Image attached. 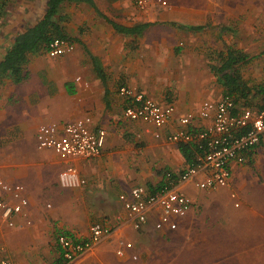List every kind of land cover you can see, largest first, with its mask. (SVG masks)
<instances>
[{
    "label": "crops",
    "instance_id": "obj_1",
    "mask_svg": "<svg viewBox=\"0 0 264 264\" xmlns=\"http://www.w3.org/2000/svg\"><path fill=\"white\" fill-rule=\"evenodd\" d=\"M93 1L95 8L72 2L64 3L60 9L63 28L73 39L72 52L56 57L49 56L46 50L32 53L24 80L14 83L5 78L0 83V175L10 183L23 186L29 200L26 217L31 220L24 229L0 227L1 239L6 235L10 241L9 235L16 231V244L20 240L32 245L20 249L21 252L12 249V254L0 255L14 264H31V261H35L33 264H132L129 257L132 251L138 254V264H160L164 259L162 249L184 234L187 223L193 219L190 212L176 219L175 230L157 231L151 214L142 228L134 229L118 197L141 182L157 186L166 174L173 175L189 165L179 144L168 142L165 136L178 127V117L187 112L195 115L191 128L207 124V120L197 115L202 102H215L224 96L223 85L209 63L225 46L231 47L226 41L238 33L233 32L231 20L235 23L241 18L233 12H243L244 7L237 0H164L166 5L153 1L145 11H139L130 0H116L111 7L118 10L119 18L107 14L109 10L98 0ZM45 3L46 0H0V59L15 37L40 18ZM70 5L79 7L82 16L74 26L68 25V20L73 19L67 13ZM109 20L128 27L137 23L149 25L140 35H126L116 32ZM240 36L245 41V35ZM213 43L217 46L208 50ZM242 52L248 60L252 58ZM91 56L97 58L104 82L96 73ZM193 57L206 61L207 66L199 68L192 64ZM154 76L163 78L162 87H155ZM242 79L250 87L264 89L262 85L250 84L243 76ZM118 85L137 86L155 102L173 104L175 112L167 128L158 129L150 123L125 118L123 109L127 101L118 94ZM253 93L254 90L248 104L241 100L237 105L260 107L264 92ZM86 116L91 118L93 128L106 131L98 157L65 158L51 149L37 148L39 125L61 124ZM263 150L261 147L258 153L255 151L252 159ZM26 156L30 160H25ZM54 158L61 164L55 165ZM66 164L75 165L87 184L80 189H64L68 192L63 191L61 198L54 197V204L61 202L65 211L64 217L59 218L55 211L36 204L53 198L52 185L59 187L57 174ZM239 166L232 164V171ZM134 167H138L139 177L132 173ZM186 186L192 185L186 184L183 190ZM96 222L113 228L102 241L104 244H97L77 259L64 263L55 235L62 232L72 238H87L90 225ZM17 231L23 233L18 235ZM48 231H54L48 239L52 258L42 261L34 255L39 247L33 246L37 240L45 243L41 238ZM125 240L132 241L134 249H126L123 256L116 255L115 249ZM15 252L21 254L15 256Z\"/></svg>",
    "mask_w": 264,
    "mask_h": 264
},
{
    "label": "built area",
    "instance_id": "obj_2",
    "mask_svg": "<svg viewBox=\"0 0 264 264\" xmlns=\"http://www.w3.org/2000/svg\"><path fill=\"white\" fill-rule=\"evenodd\" d=\"M130 1L139 11H145L153 1L166 5L164 0ZM73 50V42L55 38L49 43L46 52L56 57ZM79 79L76 77V80ZM118 94L127 101L123 109L125 118L150 123L158 129L167 128L171 122L175 112L173 104H159L136 86L121 85ZM197 115L207 120V124L191 128L195 115L187 112L178 117V127L165 136L168 142L194 147L192 162L173 175L166 174L165 180L153 186V190L145 184H137L119 195L126 219L134 229L142 228L154 214L155 230H175L176 219L185 216L194 204V199L183 190L186 184L207 192L226 187L232 179V164L248 162L255 151L264 147V104L257 108L241 107L231 96L224 95L215 102L203 101ZM91 122V118L86 116L61 124L43 123L36 130L37 148L51 149L65 158L98 157L106 140V131L93 128ZM57 183L63 189H80L86 186L87 180L75 165L66 164L57 174ZM231 196L234 197V194ZM28 206L29 200L24 195L23 186L10 183L0 175V227H28L31 224L25 212ZM36 206L50 208L51 204L38 202ZM112 231V227L96 222L90 225L87 238H72L62 232L57 233L55 241L60 259L64 263L77 259L102 242ZM126 249L133 250V242L123 241L115 253L123 256ZM129 257L132 264H138L137 253L132 251ZM0 264L14 263L10 259L0 258Z\"/></svg>",
    "mask_w": 264,
    "mask_h": 264
},
{
    "label": "rangeland",
    "instance_id": "obj_3",
    "mask_svg": "<svg viewBox=\"0 0 264 264\" xmlns=\"http://www.w3.org/2000/svg\"><path fill=\"white\" fill-rule=\"evenodd\" d=\"M98 1L102 6L107 7L109 10L107 14L119 15L121 18L118 10L114 11L111 7L116 0ZM237 2L244 7L243 12H233V15L237 14L241 18L236 19L235 23L231 20L233 32L238 33L230 35L226 42L229 46L238 48L252 57L246 64L240 66L244 79L250 84L264 86V0H237ZM68 7L67 13L70 12L73 16V19L68 18V25L74 26L75 21L80 20L82 16L78 11L79 7L74 5ZM240 35H245V41ZM252 35L255 38H249ZM216 46L213 43L212 46H208V50L209 47L213 49ZM192 64L199 68L207 66L206 61L194 57ZM162 79L161 76L153 77V80H156L155 87L164 85ZM261 99L264 97L262 96ZM134 148L131 147V150ZM29 158L26 156L25 160H30ZM54 161L55 165L61 164L56 158ZM132 173L135 177L141 175L138 167H134ZM56 185H52L50 196L53 198L45 199L44 204L50 203L51 207L47 209L55 211L61 218V216L64 217L63 212L65 211H63L61 202L57 201L54 204V197L61 198L62 192L66 193L68 190ZM184 192L194 199L192 209L188 212L193 213V219L187 223L184 234L175 239L171 246H165L162 249L161 255L164 259L160 264H264V150L255 155L252 161L241 164L232 173L228 186L210 192L194 186H186ZM232 193L234 197L231 196ZM17 232L18 235L23 233ZM15 233L16 231L9 235L10 241L6 240V235L3 239L0 238L1 256L12 254V249L21 252L20 249L32 246L27 241L23 243L20 240L16 244ZM52 235L54 231H48L41 238L45 239V243L42 244L38 240L34 243L33 248L39 247V251L34 255H38L37 258H41L42 261L52 258L49 254L51 253L49 249L51 240L48 241ZM10 243L14 245L12 248L9 247ZM16 253L18 252H15V256L21 254ZM34 262L31 261V264Z\"/></svg>",
    "mask_w": 264,
    "mask_h": 264
},
{
    "label": "trees",
    "instance_id": "obj_4",
    "mask_svg": "<svg viewBox=\"0 0 264 264\" xmlns=\"http://www.w3.org/2000/svg\"><path fill=\"white\" fill-rule=\"evenodd\" d=\"M87 3L95 8L93 0H46L44 11L40 18L24 31L19 33L9 50L0 59V83L5 78L11 79L14 83H19L27 77V64L29 55L38 51H45L49 43L55 38H61L73 42L70 35L63 28L64 16L61 14V7L64 3ZM108 20V19H107ZM113 29L121 34L140 35L148 23H137L131 27L110 21ZM191 30H198V27H189ZM95 71L104 82L105 76L98 64L97 58L91 56ZM248 61V56L242 51L225 46L224 50L218 53L215 59L211 60L209 67L217 80L223 85L224 95L231 96L234 101L243 100L248 104L252 90L253 95L264 92L263 87L248 86L242 79L240 66ZM264 104V103H263ZM179 149L185 156L189 164L192 162L195 148L188 144H179ZM252 157L249 160L252 161ZM151 190L153 186L147 185Z\"/></svg>",
    "mask_w": 264,
    "mask_h": 264
}]
</instances>
